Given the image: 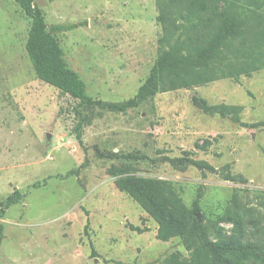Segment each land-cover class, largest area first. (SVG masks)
<instances>
[{"label":"rangeland","instance_id":"obj_1","mask_svg":"<svg viewBox=\"0 0 264 264\" xmlns=\"http://www.w3.org/2000/svg\"><path fill=\"white\" fill-rule=\"evenodd\" d=\"M33 1L48 27H66L53 36L94 101L133 100L168 48L159 41L160 0ZM238 5L231 15L255 37L264 30V1ZM31 24L15 0H0V211L22 195L0 217V264H165L173 253L195 260L194 245L157 239L158 224L117 189L108 174L113 166L172 182L188 207L202 194L199 219L212 240L233 235L237 221L247 238L264 237V68L113 111L82 105L37 77L26 50ZM194 96L238 106L244 123L259 126L207 115ZM205 141L207 150L200 148ZM184 152L220 172L178 171L164 160ZM227 165L234 181L222 175Z\"/></svg>","mask_w":264,"mask_h":264},{"label":"trees","instance_id":"obj_2","mask_svg":"<svg viewBox=\"0 0 264 264\" xmlns=\"http://www.w3.org/2000/svg\"><path fill=\"white\" fill-rule=\"evenodd\" d=\"M240 1L160 0L157 3V20L162 31L159 41L168 48L159 52L149 77L133 100L122 104H106L90 99L84 82L65 66L64 52L53 33L66 27L59 25L48 32L45 17L33 0H15L32 19L26 50L37 77L63 94L79 100L82 105H96L120 112L137 108L142 100L159 93L192 89L224 78L237 79L239 75L249 77L252 72L264 68V53L260 50L264 44V30L255 37H246L244 21L239 16L231 15V9L239 7ZM247 1L259 4L264 0ZM236 43L239 45L236 46ZM228 55L232 57L230 62L224 61ZM193 104L207 115L229 118L242 127L259 126L244 123L240 118L242 109L238 106L210 105L205 99L196 96L193 97ZM77 138L81 142L80 134ZM210 144L205 141L200 148L207 150ZM126 158L138 157L128 155ZM164 160L178 171L194 167L201 172H220L206 161L192 157L191 152ZM221 172L225 180L234 181L236 178L230 173L228 165ZM127 173L128 168L122 166H113L108 171L110 176L115 177L117 189L129 195L158 224L157 239L168 242L180 238L196 248V258L192 262L185 263L180 254L173 253L165 264H264V237L258 240L247 238L242 222H235L236 230L229 237L218 240L209 237L211 230L199 219L202 194L188 207L172 182L134 177ZM73 174L75 171L69 172L66 177ZM34 187H39V184ZM21 199L19 192L9 197L0 211V217ZM89 225L88 222L86 234ZM132 228L144 232L141 228ZM2 232L0 224V246Z\"/></svg>","mask_w":264,"mask_h":264},{"label":"water","instance_id":"obj_3","mask_svg":"<svg viewBox=\"0 0 264 264\" xmlns=\"http://www.w3.org/2000/svg\"><path fill=\"white\" fill-rule=\"evenodd\" d=\"M47 31L50 32V31H51V28L48 27V28H47ZM47 139L50 140V135L47 136Z\"/></svg>","mask_w":264,"mask_h":264}]
</instances>
